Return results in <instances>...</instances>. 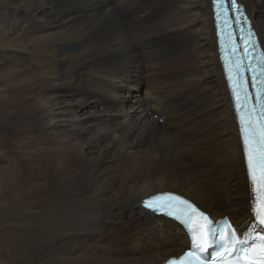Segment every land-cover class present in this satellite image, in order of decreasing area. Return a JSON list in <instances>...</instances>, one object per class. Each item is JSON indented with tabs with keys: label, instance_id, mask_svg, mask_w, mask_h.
I'll return each instance as SVG.
<instances>
[{
	"label": "bare ground",
	"instance_id": "6f19581e",
	"mask_svg": "<svg viewBox=\"0 0 264 264\" xmlns=\"http://www.w3.org/2000/svg\"><path fill=\"white\" fill-rule=\"evenodd\" d=\"M238 2L264 50V0ZM160 193L248 231L211 0H0V264L178 258Z\"/></svg>",
	"mask_w": 264,
	"mask_h": 264
},
{
	"label": "snow or ice",
	"instance_id": "6c2138e0",
	"mask_svg": "<svg viewBox=\"0 0 264 264\" xmlns=\"http://www.w3.org/2000/svg\"><path fill=\"white\" fill-rule=\"evenodd\" d=\"M214 5H217L222 11L218 13V19L220 16H223L222 25L223 29L221 34L227 33L228 38H232V31H230V24L235 23L240 19L239 16L233 17L230 13L239 12V7L237 5V0H213ZM227 5V7H225ZM244 22L247 23V18H244ZM220 27V25H218ZM248 35L251 37L253 35L251 28L248 30ZM241 37L237 40L236 47L231 50L233 56H236L237 50H240V56L235 61L238 68L243 67L245 72H251V65L244 66L241 61L244 56L248 55V49L245 47L240 49V40ZM255 47V45H253ZM237 76L241 77V73L237 71ZM243 78V77H241ZM231 79V78H230ZM248 82L252 84L253 87H256L257 77L255 75H251L246 78ZM249 93H245V100L249 97ZM256 103H260V97H256ZM238 111H242L244 109V103L237 101ZM255 115L259 118V132H257L256 127L251 123V121L247 124V130L250 131V135H246V129L244 125H241V134L245 136V149L246 153L249 155V175L253 178L254 183L256 181V177L253 176V168H252V160L255 159L256 164L259 168V180L258 183L261 187H264V107H262L261 111L256 112ZM181 203L185 206V211L190 210L191 214H198L203 216L205 220H208L207 216H204L203 213H197V209L188 201H181ZM146 208L151 209L153 212L161 211V208L166 207V205H159L157 207H153V203L148 201L144 202ZM260 213L257 214L255 209L252 214V218L248 221L247 229H248V237L244 240H237L236 233L240 232L239 226L236 229H232L227 222L220 224L215 219L208 220L206 234L211 239L213 244H217L224 236V229H227V236L230 241H234L233 247L230 250L229 254L233 257L235 264H264V204L260 205ZM168 215H173L172 212H167ZM175 218L180 220L182 224L186 228H189V220L191 219V215L189 219H183V212L180 214H176ZM190 231L195 232V229H190ZM243 235V233H241ZM224 245L221 243L220 247L222 248ZM203 251L204 249L201 247L199 249Z\"/></svg>",
	"mask_w": 264,
	"mask_h": 264
},
{
	"label": "rangeland",
	"instance_id": "374dc122",
	"mask_svg": "<svg viewBox=\"0 0 264 264\" xmlns=\"http://www.w3.org/2000/svg\"><path fill=\"white\" fill-rule=\"evenodd\" d=\"M134 77H135V76H134ZM140 80H141V79H140ZM145 87H146V82H145V80H141V81L138 83V85L136 86V88H137L138 90H140V91H144ZM136 102H137V101H136ZM140 107L145 108L146 105H144V106H140Z\"/></svg>",
	"mask_w": 264,
	"mask_h": 264
}]
</instances>
